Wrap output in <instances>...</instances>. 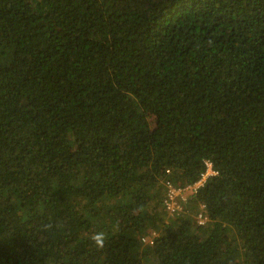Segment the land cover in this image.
I'll return each mask as SVG.
<instances>
[{"label":"trees","instance_id":"1","mask_svg":"<svg viewBox=\"0 0 264 264\" xmlns=\"http://www.w3.org/2000/svg\"><path fill=\"white\" fill-rule=\"evenodd\" d=\"M0 264H264V0H0Z\"/></svg>","mask_w":264,"mask_h":264},{"label":"built area","instance_id":"2","mask_svg":"<svg viewBox=\"0 0 264 264\" xmlns=\"http://www.w3.org/2000/svg\"><path fill=\"white\" fill-rule=\"evenodd\" d=\"M214 174L212 164L210 162H206V172L201 176V178L194 183L193 185H185L183 187L179 186L176 187L172 183L167 182V193L166 198L164 200V207L165 209L171 214H175L182 210V202H186L187 197L190 194H195L198 192L199 188H201L204 183L206 182V179L208 176H211ZM207 218L204 214V211H201L197 216V222L200 225H203L206 222ZM155 235V234H153ZM148 238L145 241L149 242V240L152 238Z\"/></svg>","mask_w":264,"mask_h":264},{"label":"clouds","instance_id":"3","mask_svg":"<svg viewBox=\"0 0 264 264\" xmlns=\"http://www.w3.org/2000/svg\"><path fill=\"white\" fill-rule=\"evenodd\" d=\"M93 239L96 241L98 246H102L103 245V234H97L95 237H93Z\"/></svg>","mask_w":264,"mask_h":264}]
</instances>
